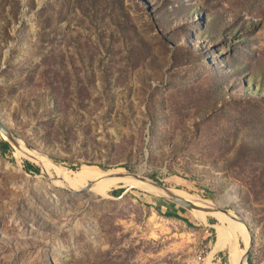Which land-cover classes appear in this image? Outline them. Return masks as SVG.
<instances>
[{
  "label": "rangeland",
  "instance_id": "obj_1",
  "mask_svg": "<svg viewBox=\"0 0 264 264\" xmlns=\"http://www.w3.org/2000/svg\"><path fill=\"white\" fill-rule=\"evenodd\" d=\"M82 3L0 0V121L43 163L0 148V264H238L248 246L231 217L56 171L228 209L264 264V0Z\"/></svg>",
  "mask_w": 264,
  "mask_h": 264
},
{
  "label": "water",
  "instance_id": "obj_2",
  "mask_svg": "<svg viewBox=\"0 0 264 264\" xmlns=\"http://www.w3.org/2000/svg\"><path fill=\"white\" fill-rule=\"evenodd\" d=\"M0 133L4 136L3 141L6 142L7 145L13 151H15V150L21 151L20 142L18 141V139H16V137L10 131V129L8 127H6L1 121H0ZM50 161L56 165H59L57 162H55L53 160H50ZM59 166L63 168V166H61V165H59ZM43 175L46 176L47 178H51L48 175H45V174H43ZM113 175L114 176H121V177H129V178L135 179L137 181H140L142 183H146V184L156 188L163 196H165L171 202L181 206L182 208L189 210L193 214H195L196 211H200V212H204V213L221 212V213L233 218L234 220L241 222L242 224H244V226L250 232L249 245H248V247L245 248V253L243 256V260L245 262L247 261V256L249 254L250 247H251L252 233L249 230L247 223L244 222L242 219L238 218L236 215L232 214L228 209H225L221 206L209 205L206 203H198L197 201H194V200L186 198L182 195L176 194L172 190V188L166 186L164 183L159 182V181L154 180V179H151V178L144 176L138 172L124 171V172L115 173ZM96 180H91L90 182L87 183V185L84 188H80V189H71L70 188V189L74 192H84V191L88 190L94 183H96Z\"/></svg>",
  "mask_w": 264,
  "mask_h": 264
},
{
  "label": "bare ground",
  "instance_id": "obj_3",
  "mask_svg": "<svg viewBox=\"0 0 264 264\" xmlns=\"http://www.w3.org/2000/svg\"><path fill=\"white\" fill-rule=\"evenodd\" d=\"M20 148H21V151H22V153H24L26 156H28V157H30V158H32V159H34L35 161H38L40 164H41V166H43V163H42V161H40V160H38V158H36V156L32 153V152H30L31 151V149H28L27 147H21L20 146ZM35 153H37L36 151H34ZM38 154V153H37ZM47 159V158H46ZM48 160V159H47ZM56 170V169H55ZM108 170V169H107ZM57 172V174H58V176H57V178H56V180H58V181H60V183H62L64 186H66V187H69V188H71V189H80V188H72L71 186H69L67 183H66V181L62 178V176L60 175V173L58 172V171H56ZM119 172H123V171H118V172H115V173H119ZM115 173H113V174H115ZM113 174H110V173H108L106 176H104V177H102V178H100V179H97L96 180V183H94L88 190H91V189H93L94 188V186H96L99 182H102V181H105V180H107V179H111V178H114V179H116V180H126V181H129V180H135V179H132V178H129V177H121V176H114ZM116 177V178H115ZM137 183H139V184H141L145 189H147V190H151V191H155V192H157L158 190L156 189V188H154V187H152V186H150V185H148V184H146V183H142V182H140V181H137V180H135ZM87 185V184H86ZM85 185V186H86ZM85 186H83L82 188H84ZM176 194H179V195H182V196H184V197H186V198H189V199H191V200H194V201H197L198 203H204L203 201H200V200H197V199H193V198H191L190 196H188V195H184L183 193H181V192H179V193H176ZM216 213H218L219 215H224V216H227V215H225V214H223V213H221V212H216ZM229 217V216H228ZM241 223V222H240ZM249 241H250V239H249ZM248 245H249V243H248ZM248 247V246H247ZM244 253H245V249L243 250V253H242V256L240 257V260L238 261V264H246V262L243 260V256H244Z\"/></svg>",
  "mask_w": 264,
  "mask_h": 264
},
{
  "label": "trees",
  "instance_id": "obj_4",
  "mask_svg": "<svg viewBox=\"0 0 264 264\" xmlns=\"http://www.w3.org/2000/svg\"><path fill=\"white\" fill-rule=\"evenodd\" d=\"M76 1V0H75ZM82 1L83 0H79V4H78V7L79 8H81L82 7ZM91 1V3L94 1L95 2V0H90ZM67 2L68 3H74V0H67ZM0 148H1V150L3 151V152H5V151H7L8 150V145H7V143L6 142H4V141H1L0 140ZM25 169H27V170H32V171H35V172H38L39 171V169L36 167V166H34L33 164H30L29 162H26L25 163ZM120 191V190H119ZM118 191H115L114 193H117ZM166 215H173V214H170L169 212H166ZM228 229H229V232L231 233V235L232 236H234L235 237V233L233 232V231H231V228L228 226ZM250 260L248 259V262H249Z\"/></svg>",
  "mask_w": 264,
  "mask_h": 264
},
{
  "label": "crops",
  "instance_id": "obj_5",
  "mask_svg": "<svg viewBox=\"0 0 264 264\" xmlns=\"http://www.w3.org/2000/svg\"><path fill=\"white\" fill-rule=\"evenodd\" d=\"M233 238V237H232ZM225 239H228L229 240V238H225Z\"/></svg>",
  "mask_w": 264,
  "mask_h": 264
}]
</instances>
